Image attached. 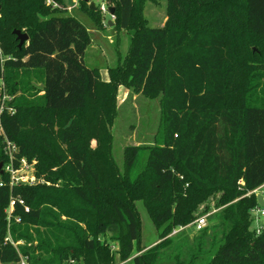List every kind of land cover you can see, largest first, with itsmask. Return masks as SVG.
<instances>
[{
  "label": "trees",
  "instance_id": "16d2710c",
  "mask_svg": "<svg viewBox=\"0 0 264 264\" xmlns=\"http://www.w3.org/2000/svg\"><path fill=\"white\" fill-rule=\"evenodd\" d=\"M55 1L64 7L0 0V77L11 96L0 162H9L6 138L17 145L15 169L22 158L37 161L34 183L1 176L0 264H114L109 239L128 260L142 239L138 200L161 241L130 264H264V227L252 228L264 103L251 101L264 76V0H168L163 26L141 17V0H113L116 25L132 35L109 81L86 62V25ZM79 9L101 18L84 0ZM15 29L29 35L22 47ZM121 85L160 96L163 115L160 143L126 146L123 170L112 152ZM211 202L215 230L200 231L196 245L175 238L184 230L170 235Z\"/></svg>",
  "mask_w": 264,
  "mask_h": 264
},
{
  "label": "rangeland",
  "instance_id": "374dc122",
  "mask_svg": "<svg viewBox=\"0 0 264 264\" xmlns=\"http://www.w3.org/2000/svg\"><path fill=\"white\" fill-rule=\"evenodd\" d=\"M80 1L81 0H66L67 5L71 6L77 2L78 6L71 11L67 9V12L75 14L89 30L90 45L87 49L85 58L87 64L91 67L100 68L102 79L109 81V69L121 64L128 54L132 31L120 29L116 25V15H112L109 12H101V18L97 20L92 17L89 12L79 9ZM92 1L95 2L98 7L99 4L104 2L109 7L113 6V0H90L88 3L90 4ZM47 5L53 6L50 4ZM63 7V5L58 3L56 6H53V8L61 9ZM167 7L168 0H141V3L139 4L141 17L146 19L150 26L165 25L168 19ZM110 20L113 21L112 25L109 24ZM253 49L255 51L258 50L256 46H254ZM260 81V86L256 87L252 92L251 101L254 103H264V76L261 77ZM35 83L37 86L35 90L40 91L41 78L38 80L35 79ZM41 92L42 91H40V93ZM17 94L19 95L20 91ZM117 97L118 113L112 127V152L119 168L123 170L124 149L126 146H153L160 143V137L163 130V115L160 96L151 98L146 96L141 90L121 85ZM93 146H96L95 142H93ZM36 162L37 161H33V163H30L31 165L29 167L16 173V176L23 177L24 183H32V180L30 179L31 176H34L36 181ZM3 173H8L12 180V173L7 171L4 166ZM3 173H0V181H3L1 179ZM258 194H261L264 198V187L261 192H258ZM210 206L212 208L210 210H213L214 202H211ZM136 207L140 213L142 223L141 243L139 244V247L137 246L131 258L128 260H122L120 254L117 252L120 248L119 242L109 239V243L115 252L114 264H130L135 255L145 252L161 241V239H159L158 230L144 202L138 200L136 202ZM262 209H264V205L261 206L259 210H254L252 212V228L256 230L264 227V214H261ZM214 214L215 213L211 214L208 219L206 230H209L210 232L215 230L218 225L217 218ZM201 234L202 232H197L192 227H188L175 238H180L187 245H196L197 239ZM69 264L80 263L77 260L75 263L70 262Z\"/></svg>",
  "mask_w": 264,
  "mask_h": 264
},
{
  "label": "built area",
  "instance_id": "2783aa9c",
  "mask_svg": "<svg viewBox=\"0 0 264 264\" xmlns=\"http://www.w3.org/2000/svg\"><path fill=\"white\" fill-rule=\"evenodd\" d=\"M46 3L50 4V5H53V6L57 5V2H55L54 0H46ZM68 9L71 11L73 9V6H69ZM99 9H100V11L102 13H106V12L108 13L109 12V6L106 5L105 2L99 4ZM0 54H1V50H0ZM5 87H6V85H5L4 78L0 77V91H3V93H4L2 105H1V108H0V114L2 113V111L5 108V101L8 100V99H11V96L6 94ZM7 109L11 113L15 112V108H13V107H7ZM2 131L3 130H2L1 121H0V133ZM5 142H6V146H5L6 154L9 156V162L5 165V169L12 173L11 184L20 183V182L24 183V178L20 177V176L19 177L16 176L17 175L16 173H19L20 171L25 170L31 164L25 158H22L21 161H20V167L18 169H15L14 166H13V162H14V159H15V152L17 151V145L14 142L8 140L7 138L5 139ZM30 179L32 180V183L35 182V177L34 176H31ZM263 187L264 186L256 188L255 190H253V192L258 194V192H261ZM21 202L23 203V200H21ZM14 205H15V200H11L10 207L7 210L9 219H10L12 211L14 209ZM26 210H28V207H26ZM217 210H218L217 208H214L213 210H210V211L206 212L205 214L200 215L199 217H197L190 224H188L186 226H181L179 228L174 229L173 232L170 235H175L178 232L187 229L188 227H192L197 232H200V231L204 230L208 226L209 217L211 216V214L215 213ZM257 210H259V209H257ZM261 214L262 215L264 214V209L261 210ZM17 220L19 221L20 218L18 217ZM260 229L261 228H259L258 231ZM7 239L10 240L14 245H17L18 243H20V241L19 242H14L11 237H8ZM71 262L75 263V261H71ZM16 264H28V263L25 261V259H22L20 262H18ZM84 264H86V263H84Z\"/></svg>",
  "mask_w": 264,
  "mask_h": 264
},
{
  "label": "water",
  "instance_id": "95a60500",
  "mask_svg": "<svg viewBox=\"0 0 264 264\" xmlns=\"http://www.w3.org/2000/svg\"><path fill=\"white\" fill-rule=\"evenodd\" d=\"M84 1L89 2L90 0H84ZM90 8L92 10H96V4H95V2H93V1L90 2ZM109 12H110V14L114 15L115 14V8L113 6H110L109 7ZM109 24L112 25L113 24V21L110 20L109 21ZM13 32H14V34L17 35V37L19 39V46L22 47V45L26 41H28L29 35L26 32H23V31H21L19 29H15ZM3 165H4L3 162H0V173H3ZM257 197H258L259 204L261 206H263L264 205V198H263V196L261 194H258Z\"/></svg>",
  "mask_w": 264,
  "mask_h": 264
},
{
  "label": "crops",
  "instance_id": "0c3cea01",
  "mask_svg": "<svg viewBox=\"0 0 264 264\" xmlns=\"http://www.w3.org/2000/svg\"><path fill=\"white\" fill-rule=\"evenodd\" d=\"M71 6H73V9H76L78 6H77V2H76V4H74V5H71ZM68 7H69V5H68ZM72 9V10H73Z\"/></svg>",
  "mask_w": 264,
  "mask_h": 264
}]
</instances>
